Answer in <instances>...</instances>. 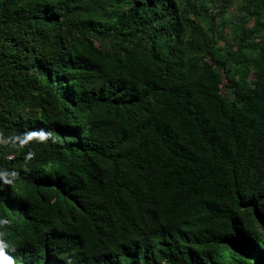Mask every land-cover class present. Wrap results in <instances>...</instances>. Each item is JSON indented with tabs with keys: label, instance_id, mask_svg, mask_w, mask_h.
I'll list each match as a JSON object with an SVG mask.
<instances>
[{
	"label": "trees",
	"instance_id": "obj_1",
	"mask_svg": "<svg viewBox=\"0 0 264 264\" xmlns=\"http://www.w3.org/2000/svg\"><path fill=\"white\" fill-rule=\"evenodd\" d=\"M0 139L14 264H264V0H0Z\"/></svg>",
	"mask_w": 264,
	"mask_h": 264
},
{
	"label": "clouds",
	"instance_id": "obj_2",
	"mask_svg": "<svg viewBox=\"0 0 264 264\" xmlns=\"http://www.w3.org/2000/svg\"><path fill=\"white\" fill-rule=\"evenodd\" d=\"M44 137L42 136V139ZM9 223L7 219H0V225H4ZM7 248V245L0 240V264H14V261L11 256L7 255L5 252V249Z\"/></svg>",
	"mask_w": 264,
	"mask_h": 264
},
{
	"label": "rangeland",
	"instance_id": "obj_3",
	"mask_svg": "<svg viewBox=\"0 0 264 264\" xmlns=\"http://www.w3.org/2000/svg\"><path fill=\"white\" fill-rule=\"evenodd\" d=\"M234 14H235V15H237V14H238V11H237V9L234 11Z\"/></svg>",
	"mask_w": 264,
	"mask_h": 264
},
{
	"label": "built area",
	"instance_id": "obj_4",
	"mask_svg": "<svg viewBox=\"0 0 264 264\" xmlns=\"http://www.w3.org/2000/svg\"><path fill=\"white\" fill-rule=\"evenodd\" d=\"M0 145H1V139H0Z\"/></svg>",
	"mask_w": 264,
	"mask_h": 264
}]
</instances>
